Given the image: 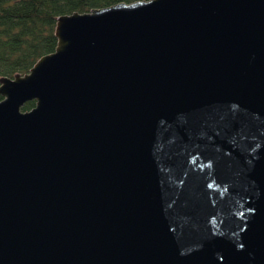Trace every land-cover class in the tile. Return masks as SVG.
I'll use <instances>...</instances> for the list:
<instances>
[{
	"label": "water",
	"instance_id": "obj_1",
	"mask_svg": "<svg viewBox=\"0 0 264 264\" xmlns=\"http://www.w3.org/2000/svg\"><path fill=\"white\" fill-rule=\"evenodd\" d=\"M54 33L0 76V264H264V0H122Z\"/></svg>",
	"mask_w": 264,
	"mask_h": 264
},
{
	"label": "trees",
	"instance_id": "obj_2",
	"mask_svg": "<svg viewBox=\"0 0 264 264\" xmlns=\"http://www.w3.org/2000/svg\"><path fill=\"white\" fill-rule=\"evenodd\" d=\"M117 1L122 0H0V76L24 73L39 56L54 49L58 15ZM33 104L28 100L22 109Z\"/></svg>",
	"mask_w": 264,
	"mask_h": 264
}]
</instances>
